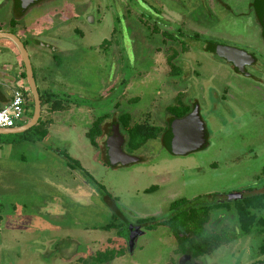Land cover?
Returning a JSON list of instances; mask_svg holds the SVG:
<instances>
[{
  "label": "rangeland",
  "instance_id": "obj_1",
  "mask_svg": "<svg viewBox=\"0 0 264 264\" xmlns=\"http://www.w3.org/2000/svg\"><path fill=\"white\" fill-rule=\"evenodd\" d=\"M251 2L92 0L89 17L80 21L76 15L86 5L59 0L56 17L47 21L35 8L19 21L15 30L29 39L39 93L43 100L49 95L51 104L45 103L37 126L0 135V143L7 145L0 152L7 161L0 163L5 170L0 264H80L81 258L97 264V254L108 250L124 251L109 264H178L184 259L176 255L177 240L167 227L141 230L132 246L118 238L117 230L104 229L147 218L166 220L173 214L171 205L182 199L191 206L199 202L197 208L214 206L230 194L264 185V42ZM8 8L0 10V25L9 22ZM44 32V42L56 46V52L37 45ZM194 33L200 34L196 43ZM206 40L254 54L257 66L238 74L202 49ZM171 49L181 56L170 67L166 54ZM21 62V56L0 46V66L17 72ZM18 81L14 88H29L27 79ZM56 101L62 109L48 113ZM176 105L199 107L207 147L173 156L159 136L133 152L140 163L113 168L103 163L105 151L102 159L85 136L95 120L109 116L110 124L125 113L135 123L164 127L168 109ZM27 109L20 125L33 116L31 95ZM108 135L98 139L102 150ZM98 184L119 206L125 223L113 217ZM206 228L224 242L199 264H249L258 258L262 238L240 232L234 204L213 210ZM68 257L75 259L68 262Z\"/></svg>",
  "mask_w": 264,
  "mask_h": 264
},
{
  "label": "flooded vegetation",
  "instance_id": "obj_2",
  "mask_svg": "<svg viewBox=\"0 0 264 264\" xmlns=\"http://www.w3.org/2000/svg\"><path fill=\"white\" fill-rule=\"evenodd\" d=\"M58 1L59 0H0V10H2L5 5H8V7H9L7 12H6L7 20L9 22L6 23V20H5V23L0 25V40H4L5 41V42L1 43L0 46L4 50H6L9 53V55L10 54H12V55L16 54L20 58L21 55L19 53V50L17 49V46L13 42V40H11V38H10L11 36H13L15 38H18L22 42V44L24 45L25 49L27 50V52L29 54L28 47H27V41L29 39H27L26 37H23L24 35L23 36L21 35L22 31H20V30L16 31L15 30L16 25L19 23V21L22 18H25L32 11V9H35V8L41 9V12L43 13L42 16L47 21L49 20L50 17H56L55 15L58 13V10L55 9L54 6L58 3ZM82 1H85V2H82ZM91 1L92 0H71V2H73L76 5H79V6L86 5V9L84 10V13L82 15L81 14L79 15V13L76 15L77 19L79 18L80 21H82V19H84V18L87 19L89 17L88 14H90L89 12L91 11V9H90L91 8ZM73 3H71V4L73 5ZM250 8H251V10L254 13L255 22H257V24L261 28V36H262V39H263V42H264V0H252V2L250 4ZM91 20H93V18H91ZM3 27L5 29H3ZM76 31L78 32L80 30L76 29ZM116 31L117 30L115 29L113 31V34H115ZM37 38H38L37 39V45L40 48L48 47V49H51L54 52H56L58 50V48L56 46H52V45H49L48 43L44 42V40H46L48 38L47 37V33H45V32L41 33V34H39L37 36ZM177 40H175L174 43L176 42V43L182 44L181 42H179ZM191 41L193 43H196V42L200 41V34L194 33V35L191 38ZM6 42H8V44ZM163 42L165 44L167 42H169V40L166 39V36L165 37L163 36ZM221 47L234 49V50L240 51L241 53H238V54H236L234 56H230V55L227 56V57L221 56L218 53V51H219V49ZM202 49L206 53H210V54L220 58L222 61H225L226 63H228L232 67V69L235 72H237L238 74L246 75L248 67L257 66V63H258V59L256 58V56L254 54L249 53L248 51L242 50V49L237 48V47L235 48L233 46L221 45V43H217V42H214V41H210V40L204 41V45L202 46ZM184 53H186V51L184 52L182 50V53H180V54H184ZM180 56H179V52L174 51V49H171V50H169L167 52L166 57H168V58H166V60L168 59L167 63L170 65V67L174 66V64L176 62H178V60H180ZM29 57H30V55H29ZM181 61H182V59H181ZM173 69H174V67H173ZM19 79H27L26 73H25V67H24L23 62H21L20 70H18L17 72L14 71L13 67H11L10 65L3 64L2 66H0V92H2L3 95H5L7 97L10 96V95L12 96L13 91L16 89V88H14V86H16L18 84V82H19L18 80ZM25 91H28L30 93L29 88L25 89ZM176 107H181V106L176 105ZM196 107H198V106H194L191 109V112L189 114H187L185 117L190 115L194 111V109ZM107 117L108 118L104 121L103 125L106 126V129H107L106 131H107V134H108L109 131L111 130V129L109 130L108 127L111 126V128H112L114 124H118V123L116 122V118L117 117H115V118L112 119V122L110 124H107L106 123L107 120L110 119L109 116H107ZM185 117H183V118H185ZM170 118H171V116L169 115V117L166 120L167 123H165V126L164 127H160V129H162L163 132H166V129L168 127L167 124H168ZM183 118H179V119H176V120H181ZM143 124H147V123L144 122ZM119 127H120V125H119ZM120 131H121V128H120ZM121 134H122V132H121ZM108 138H109V135L107 136V140L105 142L106 144L108 142ZM161 141H162L163 146L167 150H168L167 146H170L172 148V138H171V142L169 144H167V142L165 143V141L162 140V137H161ZM207 142H208V140H207ZM125 145H126V140H125V144H124V151L128 155L133 156L132 154L127 152V150L125 148ZM103 147H104V150H102V147L101 148L99 147V148H96V149L99 150V151L101 150L100 153L102 155V159L104 157L103 156V152L105 151V154H104L105 155V158H104L105 160L103 159L104 165L107 166V167H113L114 168V166H112L110 164L109 154H108V151H106L108 145L106 146L104 144ZM169 152H170L171 155L175 156L174 154L171 153V151H169ZM140 162H138V163H140ZM84 173H85V177H87L90 182L95 181V179L92 176H90L87 172L84 171ZM98 186H99V189H101V191H102L101 193L103 195V198L107 202L109 208H111L112 213L114 215V210L112 208L113 205H116L117 208H119V206L115 202H113V198L110 196V194L105 190V188L102 185L98 184ZM102 187H103V189H102ZM263 194H264V185L261 188H255V189L250 188L249 190L238 191L236 193L230 194L228 198H224V199H223V197H226V196H222V197L219 196V195L218 196H219V199L221 198V199L224 200V202L226 201L225 203H228V202H231V200H237V199L241 200L245 196H257V195H263ZM110 197L112 198V200H111ZM219 202H222V201H219ZM195 204H197V205H193V207L194 206L198 207L199 202H196ZM170 209H171V207H170ZM255 216L257 217V220H259V221H256L254 231L251 234L243 233L241 231V229H240V226H239V229H240V232L243 235H245V236H250L253 233H255L254 235L262 238V241H261V243L258 246L259 256H258L257 259H255L254 261H251L249 264H264V225L259 223L260 219L261 220L264 219V211H261V212L256 211L255 212ZM117 217H118L117 219H119V220H121L122 222L125 223V219H124V216L122 215V212H121L120 208H119V212L117 214ZM147 219H155V218H147ZM144 220H146V219H144ZM139 221H137L136 224H132V223L128 222V223H125L126 225L124 227H120L119 229L113 228L111 230H117L118 238L120 237V239H126L128 241V243H129V240H128L127 236H126L127 229H129L130 227H133V231L138 229L137 236H138V234L141 233V230H147L146 229L147 223L144 226ZM163 221H165V220H163ZM163 221H158L156 219L154 220L155 223L163 222ZM160 227H162V226H160ZM111 230H106V231H111ZM122 230H123L124 233L123 232L121 233ZM135 239H136V237H135ZM175 239L177 240V238H175ZM50 244H52V243H50ZM177 246L178 247L176 249V255L179 256L180 258L184 259V260H181L178 264H199L198 262L202 258L205 257V256L195 257L194 254L191 253V252L180 253L179 252V242H178V240H177ZM108 251H112V250H108ZM102 253H104V252H102ZM56 258H58V256ZM74 259H73V257H71V258L68 257V259L65 258V260H67V261L69 260L68 262H72V260H74ZM81 260H82V258L79 259L80 264H84ZM85 264H87V263L85 262Z\"/></svg>",
  "mask_w": 264,
  "mask_h": 264
},
{
  "label": "trees",
  "instance_id": "obj_3",
  "mask_svg": "<svg viewBox=\"0 0 264 264\" xmlns=\"http://www.w3.org/2000/svg\"><path fill=\"white\" fill-rule=\"evenodd\" d=\"M40 96L43 109L45 103L48 104L51 102V99L49 95L45 96L44 100L42 95ZM56 109H62L57 101L50 110L54 111ZM190 112L191 110L185 107H170L168 109V114L171 118L167 124L168 127L166 132H163L162 129L158 127L151 126L150 124L135 123L133 121V117L128 113L117 117L116 122L120 125L122 134L126 137L125 148L127 152L133 154V152L145 146L147 142L157 139L159 136L162 137V140L165 141V143L167 142V144H169L172 138L173 121L185 117ZM107 118V116H103L95 120L91 128L85 134L86 138L94 148H99L98 139L106 136L107 134L106 126L103 125ZM105 145L107 146L106 143ZM169 147L170 146H167L168 150L171 151V147ZM106 151H108V147ZM76 165L83 171L80 164L76 163ZM156 189L157 187L150 188L146 191V193H151ZM225 202H219L214 206L212 205L197 208L196 206H191L190 201L182 199L171 205V211L173 214L167 220L155 223V219H146L140 220L139 222L144 226L147 223V230H155L160 226L169 228L179 242L180 253L191 252L195 257L206 256L213 250L217 249L218 246L224 242L222 236L216 234L215 232H211L206 228L213 210L223 206H228L229 204H234L240 229L245 234H251L254 231L256 221H259L255 216V212L264 211V194L257 196H245L241 200L237 199L231 200V202L228 203ZM112 208L114 210L113 217L116 219L118 218L117 214L119 212V208H117L116 205H113ZM259 223L264 225V219H260ZM189 226H195L196 229L192 232L189 229ZM113 228L119 229L120 227H116L115 224H111L106 226L104 230H111ZM122 232L123 230L121 233ZM122 256H124L123 250H112L104 253H98L95 260L98 262L97 264H106L112 263L115 259Z\"/></svg>",
  "mask_w": 264,
  "mask_h": 264
},
{
  "label": "water",
  "instance_id": "obj_4",
  "mask_svg": "<svg viewBox=\"0 0 264 264\" xmlns=\"http://www.w3.org/2000/svg\"><path fill=\"white\" fill-rule=\"evenodd\" d=\"M10 38L16 44L25 67L29 91L34 102V113L31 120L26 124L18 126L15 129H1L0 135L24 133L38 125L42 114V100L36 84L29 54L18 38H15L13 36H11ZM218 53L221 56L227 57L229 55L234 56L241 52L234 49L221 47ZM0 100L1 102L4 101L1 92ZM208 137L209 136L206 124L202 119L199 107H196L194 111L187 117L181 120L173 121L171 153L175 156H187L191 153L202 150L208 146ZM125 140L126 138L121 134L119 125L114 124L109 132V138L107 142L110 164L114 167H128L141 161L139 158L130 156L125 153ZM137 231L138 229L133 231V227H130L126 231V236L131 246L133 245L135 237L137 236Z\"/></svg>",
  "mask_w": 264,
  "mask_h": 264
},
{
  "label": "built area",
  "instance_id": "obj_5",
  "mask_svg": "<svg viewBox=\"0 0 264 264\" xmlns=\"http://www.w3.org/2000/svg\"><path fill=\"white\" fill-rule=\"evenodd\" d=\"M30 93L22 89H15L10 102L0 109V130L15 129L26 121Z\"/></svg>",
  "mask_w": 264,
  "mask_h": 264
},
{
  "label": "crops",
  "instance_id": "obj_6",
  "mask_svg": "<svg viewBox=\"0 0 264 264\" xmlns=\"http://www.w3.org/2000/svg\"><path fill=\"white\" fill-rule=\"evenodd\" d=\"M2 73V72H1ZM1 94H2V92H1ZM3 95V94H2ZM3 99H4V101L3 102H1V100H0V104H1V106H0V109L1 108H3L7 103H9L10 102V100H11V95L10 96H5V95H3ZM48 104H51V103H48ZM50 107H51V105H50ZM47 108L46 109V111L48 112V113H53V112H55V110L54 111H51L50 109L51 108ZM60 111V110H59ZM42 112H43V110H42ZM41 116H42V114H41ZM41 120V119H40ZM20 126H22V125H20ZM4 147H7V145L6 144H2V143H0V152H2V151H4L3 149H4ZM2 160H4V161H6L5 159H2ZM1 159H0V163H1V161H2ZM7 162V161H6ZM5 174V170H4V168H2V166H0V178H1V175H4ZM64 190V189H63ZM49 222V221H48ZM53 222H56V220H54ZM54 224H56V223H54ZM49 243H54V242H52L51 240H49ZM56 262H58V258H56Z\"/></svg>",
  "mask_w": 264,
  "mask_h": 264
}]
</instances>
